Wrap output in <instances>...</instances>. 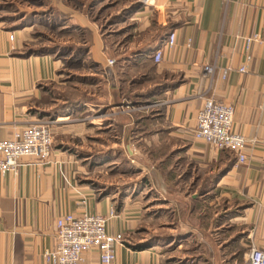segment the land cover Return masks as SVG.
Wrapping results in <instances>:
<instances>
[{"label":"crops","instance_id":"1","mask_svg":"<svg viewBox=\"0 0 264 264\" xmlns=\"http://www.w3.org/2000/svg\"><path fill=\"white\" fill-rule=\"evenodd\" d=\"M30 1L12 20L0 8V140L39 120L53 121L54 136L78 127L54 138L47 161L22 158L0 174V264H49L43 253L66 214L101 215L108 233L123 235L113 264H240L264 252V0ZM36 27L52 33L46 43ZM255 35L248 62L245 39ZM213 64L211 82L204 68ZM208 97L234 108L245 163L196 140ZM88 119L109 149L69 142L91 138ZM133 151L148 164L142 179L111 180L116 190L104 193L96 174L111 177ZM79 264H100L98 251Z\"/></svg>","mask_w":264,"mask_h":264},{"label":"built area","instance_id":"2","mask_svg":"<svg viewBox=\"0 0 264 264\" xmlns=\"http://www.w3.org/2000/svg\"><path fill=\"white\" fill-rule=\"evenodd\" d=\"M226 4L229 0H224ZM13 40V35L9 36ZM247 61H251L250 49L260 43L258 35L246 39ZM176 35H169L168 45L173 47ZM163 53L158 51L154 61L160 63ZM110 64H112L110 62ZM204 72L212 82L217 74V66L207 65ZM231 68L222 70V79L227 80ZM245 74L247 67L239 70ZM234 123V108L216 101L212 97L204 99L203 107L197 114L196 140L211 146L214 150L228 151L234 154L239 163H245L247 139L232 131ZM53 121L39 120L24 129L15 132L11 138L0 140V174L13 173L19 168L22 158H30L38 163L48 160L53 149ZM112 214V212H111ZM107 220L101 215L84 214L76 217L66 214L56 221L55 247L43 253V261L49 264H79L83 253L96 249L100 264H113L116 246L124 242L122 234H110L107 231ZM247 264H264V252L252 249L248 255Z\"/></svg>","mask_w":264,"mask_h":264},{"label":"rangeland","instance_id":"3","mask_svg":"<svg viewBox=\"0 0 264 264\" xmlns=\"http://www.w3.org/2000/svg\"><path fill=\"white\" fill-rule=\"evenodd\" d=\"M23 2H25V3H23ZM30 3H31L30 0H0V8L1 9H7L8 11H10V14H7L6 17L9 18V20H12L13 19L12 16H14L12 12L15 9L17 4L18 5L22 4V6L26 9L27 7H30L29 6ZM19 15L20 14H18L17 16H19ZM31 31H32L33 35H35V37L38 38L37 41L39 43H43V44L46 43L45 41L48 39V35L52 34L50 31H48V29H46L44 27L43 28L36 27V28H33ZM110 62L112 63V61H109V64H110ZM83 117L87 118L88 116L87 117L83 116ZM74 119H79V118L75 117ZM60 121H63V120H59V122ZM65 121L66 120H64V122ZM90 122H92V119H88L85 122L86 124L84 123L86 125L85 126L86 128L87 127L91 128V131L89 132V134H87L91 137L90 139L86 138L83 141L71 139L69 142L73 143L74 147H77V144H82L85 151H89L90 153H93V151L98 150L101 147H102L101 149H103V150H105V148L109 149L111 147V144H110L111 139L105 135L101 136V139H102L101 141H100L99 135H97L96 138H93L95 134H94L93 128L90 126V124H88ZM70 125L71 126L67 127V129H69L71 132L70 133L66 132L65 134L59 133L56 136L53 135V143H54V138H55V140L56 139L61 140L62 137H65L68 135L72 136V134H74V130L76 131L78 126H76V124H70ZM118 163H119L118 166H113L114 167V168L112 167L113 169L111 168L112 169L111 172L113 174L111 177H110L109 172H108L109 170H106V172L102 173V175L96 174V176H98L97 180L100 179L103 183H105L104 181L107 180L106 181L107 185L101 186L104 193H109V192L116 190L115 187H111L108 185L109 181H111V180L117 181L118 185H121L127 181H139L140 179H142V177L140 176V173H138V172H140V170L143 169V167L145 165H148V164L144 163L142 153L141 152L135 153V151H133L132 156L125 155L124 157L119 159ZM93 176L94 175L91 174V179H93ZM142 193H146V192L142 191ZM143 235H144L143 233L139 234L136 237V239H141ZM171 245H174V244L170 243V244L165 246V248L168 249V250H166L165 253H166L167 257L173 258L179 254L175 251V248H174L175 246H172V248H170V249L168 248V247H171ZM242 255H244V254H242ZM248 255H249V253H247V255H246L247 257H245V258L243 257L244 259L242 257H240V264H247Z\"/></svg>","mask_w":264,"mask_h":264},{"label":"trees","instance_id":"4","mask_svg":"<svg viewBox=\"0 0 264 264\" xmlns=\"http://www.w3.org/2000/svg\"><path fill=\"white\" fill-rule=\"evenodd\" d=\"M138 248H142V246L138 247Z\"/></svg>","mask_w":264,"mask_h":264}]
</instances>
